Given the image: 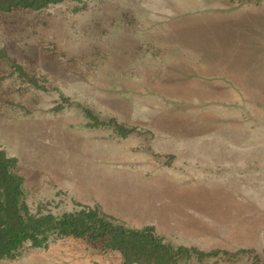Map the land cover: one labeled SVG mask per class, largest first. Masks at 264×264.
I'll return each mask as SVG.
<instances>
[{
    "label": "rangeland",
    "instance_id": "374dc122",
    "mask_svg": "<svg viewBox=\"0 0 264 264\" xmlns=\"http://www.w3.org/2000/svg\"><path fill=\"white\" fill-rule=\"evenodd\" d=\"M0 48V148L31 212L86 204L173 244L248 250L201 264H264V0L0 11ZM0 264L123 260L68 236Z\"/></svg>",
    "mask_w": 264,
    "mask_h": 264
},
{
    "label": "trees",
    "instance_id": "16d2710c",
    "mask_svg": "<svg viewBox=\"0 0 264 264\" xmlns=\"http://www.w3.org/2000/svg\"><path fill=\"white\" fill-rule=\"evenodd\" d=\"M61 1L64 0H0V11L40 10ZM7 59L6 50L0 48V61ZM16 68L21 75L27 76L20 65ZM87 114L95 124L99 122L91 111L87 110ZM117 129L122 135L131 131L120 124ZM24 195L17 158L0 148V259L15 257L25 245L46 247L50 242L68 236L83 239L103 251L119 252L123 264H201L219 254L231 258L248 251H205L195 246L173 244L158 234L152 225L126 226L98 207L86 204L60 213L31 212Z\"/></svg>",
    "mask_w": 264,
    "mask_h": 264
}]
</instances>
